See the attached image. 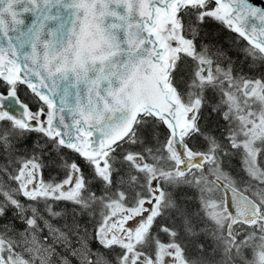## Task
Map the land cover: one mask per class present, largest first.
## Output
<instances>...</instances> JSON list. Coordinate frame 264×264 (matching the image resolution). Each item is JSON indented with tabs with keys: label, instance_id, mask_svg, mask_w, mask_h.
I'll return each mask as SVG.
<instances>
[{
	"label": "snow or ice",
	"instance_id": "6c2138e0",
	"mask_svg": "<svg viewBox=\"0 0 264 264\" xmlns=\"http://www.w3.org/2000/svg\"><path fill=\"white\" fill-rule=\"evenodd\" d=\"M0 264H264V0H0Z\"/></svg>",
	"mask_w": 264,
	"mask_h": 264
}]
</instances>
